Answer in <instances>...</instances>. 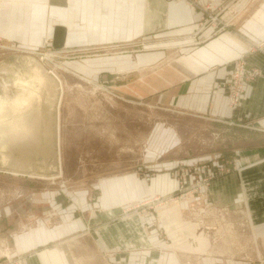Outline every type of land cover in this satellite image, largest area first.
<instances>
[{
	"label": "crops",
	"instance_id": "obj_1",
	"mask_svg": "<svg viewBox=\"0 0 264 264\" xmlns=\"http://www.w3.org/2000/svg\"><path fill=\"white\" fill-rule=\"evenodd\" d=\"M198 4L223 11L221 19L228 25L220 31L216 23L201 27L198 22L204 9L198 11ZM0 39L30 52L39 50L46 40L54 48L79 53L94 49L98 54L64 64L86 76L95 68L102 72L101 78L109 70L127 74L130 100H146L151 107L161 105L163 110L182 118L206 122L208 161L227 165L233 157L236 167L219 171L203 196L214 212L226 216L227 208H244L254 225H264V50L246 56L247 65L259 70L260 75L244 82L237 107L230 104L226 84L235 61L247 52V46L264 40V0H0ZM137 46L145 49L137 51ZM170 130L167 143L160 147L182 149L185 140L180 127ZM159 177L155 194H169L171 201L181 204L184 210L190 209L198 191L191 190L186 200H180L179 179L175 181L168 173L157 175L152 186L146 180H136L153 187ZM112 187H108L109 199L104 198L102 189L91 209V220L80 216L69 218L56 230L50 226L33 228L16 234L12 246L8 242L11 228L2 227L4 216L0 210V261L9 258L15 264L230 262V257L209 256L206 251L191 252V258L185 259L177 249L183 240L170 236L161 215L157 227L153 222L155 215H146L141 221L132 217L122 227L119 222H103L104 216L118 213L123 202L120 185L117 190ZM192 224L200 230L199 223ZM41 230L48 236L41 237ZM188 238L198 248L194 236Z\"/></svg>",
	"mask_w": 264,
	"mask_h": 264
},
{
	"label": "rangeland",
	"instance_id": "obj_2",
	"mask_svg": "<svg viewBox=\"0 0 264 264\" xmlns=\"http://www.w3.org/2000/svg\"><path fill=\"white\" fill-rule=\"evenodd\" d=\"M195 8L198 11L204 9L198 24H212L211 16L218 12L220 21L215 22H223V11H213L200 4ZM203 17L207 21H202ZM43 42L39 50L30 52L0 39V93L11 89L10 84L15 81L19 68L27 74L29 56L37 58L52 71L62 88L59 111L61 175L45 179L0 171V210L4 216L1 224L3 228H11L8 233L10 245L16 243V234L33 228L50 226L55 229L69 218L73 220L80 216L91 220V209L99 200L102 189L104 198L109 199L112 185L116 190L120 185L123 191L120 210L111 216L114 221L110 216H104L103 222H119L122 227L132 217L141 221L146 215H155L156 226L160 225L161 215L166 219L170 236L183 240L177 249L185 259L191 258V252L206 251L209 256L230 257V262L225 264H264V225H254L244 208H227L226 216L214 212L203 196L209 188L211 180L207 179L213 170L218 174L236 167L233 157L227 165L208 161L207 123L182 118L163 110L161 105L152 104L155 106L151 107L146 100H130L127 74L109 70L111 72L104 71L108 75L101 78L102 72L95 68L86 76L64 64L67 60L98 54L94 49H86L80 54L79 51L54 48L49 45V40ZM136 49L144 50L145 47L137 46ZM247 67L251 69L249 65ZM15 115L2 119L0 127L17 119ZM175 126L183 132L184 147L163 149L160 146L165 144L171 133L168 131ZM200 158L203 160H197ZM166 161L169 165H165ZM164 173L175 181L179 179L180 200H186L191 190L198 191L190 209L184 210L181 204L171 201L169 194L161 197L160 193L155 194L156 183L161 177L153 187L137 181L146 180L148 186H152L153 179ZM138 186L142 188L141 192ZM196 222L201 225L199 231L192 224ZM93 224L95 226V222ZM40 234L43 238L48 236L44 230ZM193 236L199 242L198 248L188 238ZM9 263L15 264L11 260Z\"/></svg>",
	"mask_w": 264,
	"mask_h": 264
},
{
	"label": "water",
	"instance_id": "obj_3",
	"mask_svg": "<svg viewBox=\"0 0 264 264\" xmlns=\"http://www.w3.org/2000/svg\"><path fill=\"white\" fill-rule=\"evenodd\" d=\"M27 60L30 62L27 76L19 68L15 81L10 84L11 89L0 93V106L8 104L19 108V113L14 117L19 122L24 119L28 124L34 125L36 140L31 141L34 153L26 167H16L14 162L4 159L0 147V171L45 179L57 178L62 173L59 145L61 84L40 60L31 56ZM38 68L41 71L39 74ZM30 99L33 100L32 103ZM14 156H19V150L15 151Z\"/></svg>",
	"mask_w": 264,
	"mask_h": 264
},
{
	"label": "bare ground",
	"instance_id": "obj_4",
	"mask_svg": "<svg viewBox=\"0 0 264 264\" xmlns=\"http://www.w3.org/2000/svg\"><path fill=\"white\" fill-rule=\"evenodd\" d=\"M205 25L206 24L200 26L203 27ZM249 49L250 46L247 47V50ZM39 73H41V71L38 68L37 74ZM30 102L32 103L33 100L30 99ZM19 110V108L8 104L0 106V122L2 119L9 117L11 114L15 115L19 113ZM7 122L0 127L2 132L0 147L4 155V159L6 161L14 162L17 164L16 167H26V164L30 159H32L34 153V148L32 146V142L36 140V137L33 134L34 125L28 124V122L24 119L19 122L16 118ZM16 150H19V156L15 157L14 154Z\"/></svg>",
	"mask_w": 264,
	"mask_h": 264
},
{
	"label": "built area",
	"instance_id": "obj_5",
	"mask_svg": "<svg viewBox=\"0 0 264 264\" xmlns=\"http://www.w3.org/2000/svg\"><path fill=\"white\" fill-rule=\"evenodd\" d=\"M220 12H218V15L216 16H211L213 17V24L216 23L215 20L220 21ZM207 21L206 18H202V21ZM219 24H216L215 27L217 30H222L225 28V26L228 25V23H223V22H218ZM204 23H200L199 25H203ZM46 42V41H45ZM255 50H264V40L257 43L253 44L250 46V49L247 50L246 53L242 54L241 57L235 61L234 69L232 73H230L228 80L226 82L228 91H229V100L230 104L232 107H237L238 104L240 103L242 94L244 92V82L246 80L254 79L256 76L260 75V71L249 67H247V62H246V56ZM216 176V172L213 170V173L210 174L209 178L207 180H211ZM0 264H11L8 261H0ZM13 264V263H12Z\"/></svg>",
	"mask_w": 264,
	"mask_h": 264
}]
</instances>
